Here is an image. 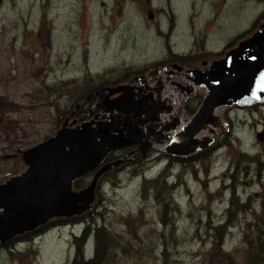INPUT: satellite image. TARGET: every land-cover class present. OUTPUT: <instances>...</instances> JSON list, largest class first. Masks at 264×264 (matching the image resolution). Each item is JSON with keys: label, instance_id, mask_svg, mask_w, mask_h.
Here are the masks:
<instances>
[{"label": "rangeland", "instance_id": "rangeland-1", "mask_svg": "<svg viewBox=\"0 0 264 264\" xmlns=\"http://www.w3.org/2000/svg\"><path fill=\"white\" fill-rule=\"evenodd\" d=\"M137 5L144 13L135 18ZM263 14L264 0H4L0 100L8 105H0V185L26 171L23 152L73 121H108L92 96L105 87L160 84L154 101L167 107L160 119L187 126L206 96L189 71L210 70L242 51L264 34ZM261 51L264 40L255 54ZM187 55L198 57L193 66L175 70L172 59ZM172 83L191 93L178 94ZM217 111L190 150L152 141L146 156L138 147L112 152L113 161L102 165L112 167L82 213L92 221L0 245V264H71L74 238L88 225L85 256L103 264H222L210 253L221 239L223 252L244 264L246 239L264 225V105L229 100ZM95 175L84 178V188Z\"/></svg>", "mask_w": 264, "mask_h": 264}, {"label": "water", "instance_id": "water-1", "mask_svg": "<svg viewBox=\"0 0 264 264\" xmlns=\"http://www.w3.org/2000/svg\"><path fill=\"white\" fill-rule=\"evenodd\" d=\"M263 40L264 34H260L242 51H232L227 60L210 70L189 71L193 82L206 90V96L190 123L175 136L159 132L157 113L167 107H155L152 94L137 101V88L118 86L96 91L92 96L105 106L104 111L110 115L108 121L92 120L80 126L73 121L53 137L23 152L26 171L0 185V245L52 219L81 215L90 206L99 176L112 167L101 166L111 152L137 145L146 156L152 141L190 150L196 147L194 138L208 124L215 109L229 100L241 107L264 105V51L255 54ZM174 86L178 94L191 92L181 84ZM116 94L120 96L110 99ZM178 124V120H173L162 129L169 131ZM140 125L146 126L142 129ZM258 140L263 141V135H258ZM92 172L96 175L89 187L73 190L76 179ZM81 200L86 202L79 205Z\"/></svg>", "mask_w": 264, "mask_h": 264}, {"label": "trees", "instance_id": "trees-1", "mask_svg": "<svg viewBox=\"0 0 264 264\" xmlns=\"http://www.w3.org/2000/svg\"><path fill=\"white\" fill-rule=\"evenodd\" d=\"M263 16H264V14H263ZM178 58L175 59V62H177L178 64H180V65L186 64L188 66H193V64L195 62L194 60H197L198 57H195V58L192 57L191 58V57H189V55H187V56H182V57H178ZM166 63L167 62H165V64ZM77 102H78V100L76 99L73 102V104H76ZM190 102H191V100H189L188 103L185 104V106H186V109H187L189 114L190 113L194 114V112L196 111V108L191 109L193 106H189ZM0 105L4 106V105H8V104L6 103V101L4 102V100H0ZM9 105H11V104H9ZM198 105H200V104L198 103ZM11 107H12V105H11ZM76 117H79V115H77ZM112 161H113V159L111 158V154H109L104 159V162H106V163L112 162ZM85 177L76 179L74 181L73 190L83 189L84 187H86V182L84 181ZM160 182H161V185H164V186H166V184H167L166 183L167 180H164V181L161 180ZM156 183L158 184V182H156ZM88 221H92V218L87 217V216L85 217L84 214H81L80 216L70 217V218H58L55 220H50L44 226L39 227L32 232H28V233H25L21 236H17L13 240H24L23 242H31L32 239H34L36 236L40 235L41 233H44V231L49 227L50 228L62 227L65 225L78 224V223H83V222H88ZM224 228L227 229L228 227L227 226H225V227L224 226H218V227H216V230H224ZM89 230L90 229H89V225H88L87 227L84 228L81 236L74 238L76 249H75V253H74L73 260H72L71 264H103L104 260L96 261L94 258H90L87 260V257L85 256L84 245H85V241H86V238L88 236ZM222 244H223L222 239L220 241H218V240L214 241L213 240V244H212V248L210 250V253L211 254L215 253L216 257L222 260V264H236V262H234L235 260H232L229 256H227L223 252ZM245 246L247 248V251H246V257H245L246 261L244 264H264V225L260 224V225L256 226L255 231L252 233L251 239H246ZM103 251L105 253H108L110 251V246H109L108 242H105V244L103 246ZM98 253H99V247H98V245H96L95 254L98 255ZM226 261H230V262L225 263Z\"/></svg>", "mask_w": 264, "mask_h": 264}, {"label": "flooded vegetation", "instance_id": "flooded-vegetation-1", "mask_svg": "<svg viewBox=\"0 0 264 264\" xmlns=\"http://www.w3.org/2000/svg\"><path fill=\"white\" fill-rule=\"evenodd\" d=\"M3 2H4V0H3ZM3 2L0 4V8H1V6H2V4H3ZM143 14L144 13V9L142 8V7H139V5H137L136 6V9H135V18H136V16L138 15V14ZM132 22H133V20H132ZM137 22H139V21H137ZM171 58H173V56L171 57ZM178 58V56L177 57H174L173 58V60H175V59H177ZM179 64L177 63V64H175V65H173L172 67L175 69V70H177V71H179L177 68H180V66H183V65H179ZM165 69V68H164ZM167 74L170 76H172L173 74H174V72L173 71H167ZM155 77H157V75H155ZM150 80V79H149ZM155 82H157V80L156 81H154L153 83H155ZM171 85H173V83L171 84ZM128 87V86H127ZM161 86H160V84H157L156 86H153L151 89H149L148 88V86H147V84H143V83H141L140 84V86L138 87V91H137V94L140 92V93H144V95H142V96H140V98H139V100H144L147 96H148V94H152V100H153V103H154V106L155 107H157V106H159V105H161V104H159V105H157L156 104V102L154 101V94L155 93H161L162 92V89L163 88H160ZM137 88V87H136ZM135 88V89H136ZM137 94H136V96H137ZM91 95V94H90ZM90 96H88L87 97V100H88V98H89ZM134 100H136V98H134ZM164 105V104H163ZM165 106V105H164ZM161 111V110H160ZM160 111H158V112H160ZM158 114V113H157ZM132 147H135V146H132ZM131 148V147H130ZM138 148H139V146H138ZM150 150V149H149ZM99 186H100V184H99V182H97V185H96V188H95V190L97 191V188H99Z\"/></svg>", "mask_w": 264, "mask_h": 264}, {"label": "bare ground", "instance_id": "bare-ground-1", "mask_svg": "<svg viewBox=\"0 0 264 264\" xmlns=\"http://www.w3.org/2000/svg\"><path fill=\"white\" fill-rule=\"evenodd\" d=\"M162 64V63H161ZM157 65V64H156ZM219 108V107H218ZM218 108H216L215 109V111H214V114H215V112L218 110ZM218 112V111H217ZM158 121H159V132L160 133H164V132H162L161 130H163L162 128H164V126H166V124H167V121H165L164 120V118L161 120L160 119V114L158 115ZM179 121V120H178ZM186 126L184 125V124H182L181 122H179V124H178V126L175 128V129H173L174 131H173V133L172 134H166V135H170V136H175V135H178V134H180V132L185 128ZM206 131V130H205ZM205 132L203 131V129L195 136V138H194V140L196 141L197 139H200V138H202V136H203V134H204ZM165 134V133H164ZM205 135V134H204ZM198 141V140H197ZM196 141V142H197ZM177 185V184H176ZM88 259V258H87Z\"/></svg>", "mask_w": 264, "mask_h": 264}]
</instances>
